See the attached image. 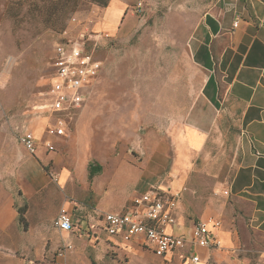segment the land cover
Segmentation results:
<instances>
[{
    "label": "rangeland",
    "instance_id": "rangeland-1",
    "mask_svg": "<svg viewBox=\"0 0 264 264\" xmlns=\"http://www.w3.org/2000/svg\"><path fill=\"white\" fill-rule=\"evenodd\" d=\"M126 1L127 15L121 28L98 44L102 72L88 92L85 106L76 112L69 138L58 145L57 154L53 155L55 160L43 158L40 162L41 171L54 185L50 188L51 196L45 197L49 183L28 201L37 211L29 220L36 236L34 253L20 251L16 263L3 260L0 264H55L61 242L58 247H51L50 240L57 230L52 227V217L64 201L81 199L84 205L91 206L94 181L110 168L113 158L127 160L141 170L149 161L148 169L160 170L161 166L155 168L161 157L158 151H167L169 159L161 169V180L151 184L158 186L168 180L165 175L176 158V134L184 127L201 79L199 69L189 57L188 37L215 0ZM138 2L142 3V11L131 13L130 7ZM97 6L100 5L93 0H0L2 145L16 140L22 126L31 123L32 108L47 101L53 48L61 40L63 26L73 16L91 18ZM234 153L229 144L207 145L205 155L192 159V163L198 168L219 167L228 171L227 161L233 159ZM91 163L101 166V171L92 177L89 176ZM64 168L70 171L67 189L57 187ZM66 169L61 182L67 177ZM36 200L43 201L44 208ZM82 216L79 213L76 217L82 219ZM44 225L48 235L40 239ZM70 241H76L75 237ZM261 250L257 246L243 264H264V250ZM73 251H79L87 264H91L90 258L92 264H179L177 257L188 264L186 249L166 260L145 247H129L124 242L108 240L105 235L98 241L80 238L78 245L74 243ZM62 261L78 264L68 258ZM206 264L215 262L209 258Z\"/></svg>",
    "mask_w": 264,
    "mask_h": 264
},
{
    "label": "crops",
    "instance_id": "crops-1",
    "mask_svg": "<svg viewBox=\"0 0 264 264\" xmlns=\"http://www.w3.org/2000/svg\"><path fill=\"white\" fill-rule=\"evenodd\" d=\"M127 4L126 0H108L104 18L94 28H103L114 36L127 15ZM236 19L239 21L234 27ZM187 48L201 79L184 127L176 134V158L165 175L168 180L158 186L151 184L161 180V169L169 159L167 151H158L161 157L155 168L161 166L160 170L148 169L149 161L141 170L127 160L113 158L110 168L103 170L106 174H99L101 178L94 181L91 190L87 189L94 200L91 206L84 205L81 199L64 201L60 206L72 214L74 224L80 227V231L56 230L50 240L52 248L60 242L58 248L64 243L73 246L62 258L87 264L79 251H73L80 238L98 241L105 235L113 242H124L120 236L100 228L102 214L123 211L136 195L152 189L183 190L175 209L177 221L170 229L175 235L191 239L196 222L209 217L221 219L222 224L214 231L221 240L220 248L196 247L198 264H206L209 258L215 264H243L257 246L264 250V0H215L191 30ZM96 82L97 79L90 89ZM31 116V123L21 129H30L40 137L46 118L34 107ZM66 138L69 137L59 138L57 147ZM223 143L235 149L233 159L227 161L228 171L198 168L192 163L205 155L207 145L220 147ZM57 150L43 149L34 157L18 137L6 146L0 143V263H16L20 251L34 253L36 236L29 220L37 211L28 201L49 183L45 197L51 196L54 184L41 171L40 162L43 158L55 160ZM64 169L57 182L62 189L70 187L66 186L69 169L65 180L60 181ZM117 188L120 190L115 191ZM37 203L44 208L43 201ZM21 206L26 207L25 225L18 222ZM77 213L83 214L82 219L76 217ZM45 229L44 225L40 239L47 237ZM74 237L76 241H70ZM124 243L129 247L139 245ZM177 259L179 264H186L182 258ZM90 261L92 264L91 258Z\"/></svg>",
    "mask_w": 264,
    "mask_h": 264
},
{
    "label": "built area",
    "instance_id": "built-area-1",
    "mask_svg": "<svg viewBox=\"0 0 264 264\" xmlns=\"http://www.w3.org/2000/svg\"><path fill=\"white\" fill-rule=\"evenodd\" d=\"M97 8L87 20L76 16L69 18L67 26L59 34L61 40L54 45L47 101L39 107L34 106L46 118L42 135L36 137L27 128L17 134L18 142L34 157H38L43 149L55 152L58 148L56 141L70 136L75 114L85 103L90 86L102 72V59L97 55L98 44L111 35L103 28H94L104 18L105 7L100 5ZM130 11L140 13L142 3H135ZM238 21L236 19L234 27ZM182 191H143L123 211L103 213L100 228L109 235L120 236L124 242H137L166 260L177 251L186 249L185 261L198 264L200 255L194 252L196 247L220 248L221 240L214 231L222 221L209 217L196 222L191 239L171 233L170 229L177 221L175 209ZM52 224L65 232L80 231L65 207H60ZM72 248L71 244H62L55 254V264H64L61 258Z\"/></svg>",
    "mask_w": 264,
    "mask_h": 264
},
{
    "label": "trees",
    "instance_id": "trees-1",
    "mask_svg": "<svg viewBox=\"0 0 264 264\" xmlns=\"http://www.w3.org/2000/svg\"><path fill=\"white\" fill-rule=\"evenodd\" d=\"M93 1L95 3L103 6V7H106L107 4H108V0H93ZM66 26L67 25L63 26V28L66 27ZM63 28H62V30H63ZM61 31H60V33H61ZM100 171H101V166H99L97 164H92V163L89 165V176L90 177H92L95 173L100 172ZM25 211H26V207L25 206H21V207L18 208V212H19V220H18V222H19L20 225H25L26 224V222H25L26 219L24 217Z\"/></svg>",
    "mask_w": 264,
    "mask_h": 264
}]
</instances>
